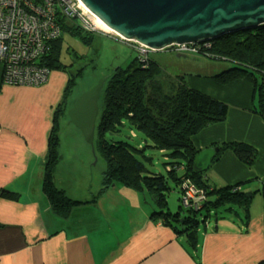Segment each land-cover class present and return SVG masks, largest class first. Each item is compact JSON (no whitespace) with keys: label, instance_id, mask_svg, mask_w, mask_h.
I'll return each instance as SVG.
<instances>
[{"label":"crops","instance_id":"crops-1","mask_svg":"<svg viewBox=\"0 0 264 264\" xmlns=\"http://www.w3.org/2000/svg\"><path fill=\"white\" fill-rule=\"evenodd\" d=\"M216 75L187 81L190 88L229 106L223 123L193 137L195 148L203 151L215 145L244 143L258 156L249 168L226 151L211 164L205 178L217 188L240 185L244 194L260 192L264 185V120L252 113L254 88L245 80L220 85ZM66 86L67 76L60 72L51 73L48 83L39 88L6 85L0 66V264L264 261V201L260 193L254 196L248 222L235 215L233 229L224 233L216 228L225 220L221 218L215 220L213 228L209 222L200 228L196 251L185 248L186 240L165 224L151 220L147 202L139 209L133 207L130 193L122 185L104 191L100 186L98 193L76 198L95 202L80 205L66 219L54 214L43 194L42 181L52 117L64 102ZM114 191L121 192L126 205L110 199ZM4 192L14 193L16 198L2 197Z\"/></svg>","mask_w":264,"mask_h":264},{"label":"trees","instance_id":"trees-1","mask_svg":"<svg viewBox=\"0 0 264 264\" xmlns=\"http://www.w3.org/2000/svg\"><path fill=\"white\" fill-rule=\"evenodd\" d=\"M60 27L59 38L52 42L50 53L39 62L49 69L50 75L57 71L64 72L69 67L60 59V46L65 32L79 36L85 43H91L94 36L100 34L89 32L78 21H62ZM193 47L197 49V54L209 60L233 63L230 69L216 75L215 81L220 85L237 80L252 84L256 100L252 113L264 120V25L230 33ZM131 49L136 58L128 67L114 70L112 76L105 80L99 99L94 150L105 163L101 191L120 184L137 193L148 194L158 209L156 211L151 207V220L165 224L178 237L186 240L185 248L196 251L199 229L210 218H221L220 210L242 215L243 222H248L254 196L260 193L264 201V185L260 192L247 195L240 192V185L217 188L209 183L205 173L194 172L193 164L201 151L195 148L193 137L212 125L223 123L229 106L190 88L185 74L173 78L162 76L156 53H148L143 58L132 46ZM84 71L85 68H81L68 78L65 94L70 96ZM75 103L73 101L66 110L64 102L55 108L44 162L42 191L53 213L62 219H66L80 205L95 202V199H72L56 185V168L61 158L60 121ZM126 127L137 131L146 143L150 142L147 148L164 154L168 160L164 164L166 177L147 168L146 163L152 164V158L145 155L144 149L111 140V137H119ZM214 148H218V152L213 164L220 160L224 152L231 151L242 164L251 168L258 156L253 147L244 143L221 144ZM169 181L179 188L181 203L190 186L204 192V203L196 209L185 207L182 203L183 208L179 207L177 213H171L167 202L172 190ZM2 197L16 198L14 193L7 192L2 193ZM259 264H264V261Z\"/></svg>","mask_w":264,"mask_h":264},{"label":"rangeland","instance_id":"rangeland-1","mask_svg":"<svg viewBox=\"0 0 264 264\" xmlns=\"http://www.w3.org/2000/svg\"><path fill=\"white\" fill-rule=\"evenodd\" d=\"M90 24L91 26L87 29L89 32L100 33L94 36L91 43H85L82 38L70 32H65L62 36L60 59L69 67L60 73L66 75L68 81L70 76L77 73L81 68H85L82 77L77 79V85L73 88L70 96L65 94V110L73 101H76L85 92L91 90L100 81L104 80L105 84V80L112 76L115 69L128 67L136 58V54L132 52L133 50L129 44L117 39L114 33H107L100 29H94L95 31L90 30L94 28L92 22ZM156 55L160 69L162 70V76L166 78L185 74L187 81H190L195 76H200L201 78L211 76L212 74L218 75L233 66L231 62L212 61L195 53H186V58H180L165 51L156 52ZM0 66L2 67L1 62ZM60 127L59 151L61 158L55 174L57 187L63 190L68 197L75 200L84 195L88 196L89 193H98L105 170L104 161L99 155L95 154L96 148L94 144L90 145L87 143L82 133L70 122L67 112L66 116L62 117L60 121ZM133 135L136 137H133ZM111 140L126 142L139 150L144 149L145 155L152 158V164L146 163L147 168L153 173L166 177L167 172L164 164L167 163V158L160 151L147 148L150 142L146 143L137 131H131L127 127L123 128L121 135L119 137H111ZM115 185L121 186L120 184ZM169 185L172 190L167 196L168 209L171 213L175 214L178 212L179 207H182L180 191L173 182L169 181ZM127 191L130 193L129 201L133 207L139 209V206L147 202V206L145 207L149 208L150 206L153 210L158 211L148 194L144 195L143 193H137L129 189ZM120 195L121 192L114 191L110 199L116 203L122 202L126 205V202H123L124 199L120 198ZM193 207L196 209L198 205L194 204ZM133 214L135 216L136 212ZM219 215L218 217L225 219L221 223H217L216 228L220 229V233L232 230L233 223L236 220L235 215L223 212V210H220ZM218 219L220 220V218ZM215 220V217L209 219L211 228H213ZM203 227L201 226V228Z\"/></svg>","mask_w":264,"mask_h":264},{"label":"water","instance_id":"water-1","mask_svg":"<svg viewBox=\"0 0 264 264\" xmlns=\"http://www.w3.org/2000/svg\"><path fill=\"white\" fill-rule=\"evenodd\" d=\"M115 35L155 52L195 45L264 25V0H79ZM100 81L79 97L68 112L87 143L94 144L99 115ZM218 148L201 151L193 170L205 173Z\"/></svg>","mask_w":264,"mask_h":264},{"label":"built area","instance_id":"built-area-1","mask_svg":"<svg viewBox=\"0 0 264 264\" xmlns=\"http://www.w3.org/2000/svg\"><path fill=\"white\" fill-rule=\"evenodd\" d=\"M94 18L79 0H0L2 82L28 88L47 84L50 71L39 62L50 53L52 42L59 38L61 22L78 21L87 29L92 22L94 28L90 30L95 31L99 28L94 24ZM122 41L137 50L143 58L148 53H155L138 43ZM193 46H171L165 51L197 54ZM204 200V192L190 186L182 203L185 207H193L194 204L200 207Z\"/></svg>","mask_w":264,"mask_h":264},{"label":"bare ground","instance_id":"bare-ground-1","mask_svg":"<svg viewBox=\"0 0 264 264\" xmlns=\"http://www.w3.org/2000/svg\"><path fill=\"white\" fill-rule=\"evenodd\" d=\"M83 8L85 10H87V8H85L84 6H83ZM94 24L96 25L97 28L101 29L102 31H105L107 33H109V32L112 33V31L104 23H102L99 19L94 18ZM185 54H186L185 52H181V54H176V55H178V57H180V58H186Z\"/></svg>","mask_w":264,"mask_h":264},{"label":"clouds","instance_id":"clouds-1","mask_svg":"<svg viewBox=\"0 0 264 264\" xmlns=\"http://www.w3.org/2000/svg\"><path fill=\"white\" fill-rule=\"evenodd\" d=\"M116 36H117V35H116ZM117 37H118V36H117ZM118 38H119V37H118ZM119 39L122 40L121 38H119ZM163 52H164V51H163ZM155 53H156V52H155ZM76 101H77V100H76ZM71 109H72V108H71ZM71 109H70V110H71ZM70 110H69V111H70ZM69 111H68V112H69Z\"/></svg>","mask_w":264,"mask_h":264},{"label":"flooded vegetation","instance_id":"flooded-vegetation-1","mask_svg":"<svg viewBox=\"0 0 264 264\" xmlns=\"http://www.w3.org/2000/svg\"><path fill=\"white\" fill-rule=\"evenodd\" d=\"M172 54V53H171ZM178 56V55H177Z\"/></svg>","mask_w":264,"mask_h":264}]
</instances>
